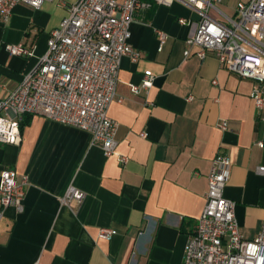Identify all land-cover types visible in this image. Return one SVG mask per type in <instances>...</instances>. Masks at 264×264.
<instances>
[{
  "label": "crops",
  "instance_id": "1",
  "mask_svg": "<svg viewBox=\"0 0 264 264\" xmlns=\"http://www.w3.org/2000/svg\"><path fill=\"white\" fill-rule=\"evenodd\" d=\"M58 1L18 4L8 20L0 14V99L47 52L51 32L68 14ZM143 1L150 7L136 13L130 38L139 59L123 57L109 108L120 155L106 156L90 132L40 114L24 117L20 144H0V176L11 168L19 182L29 179L23 210L8 207L0 224V264H182L221 154L232 160L224 195L236 202L240 232L249 240L260 233L264 107L251 97L256 81L230 71L212 52L199 57L187 44L200 12L182 1ZM210 14L225 20L216 10ZM183 17L191 24H180ZM158 31L166 34L163 43ZM9 43L34 53L10 55ZM146 74L153 75L152 86L133 92ZM70 185L85 192L82 203L62 205ZM104 227L116 234L99 238Z\"/></svg>",
  "mask_w": 264,
  "mask_h": 264
},
{
  "label": "built area",
  "instance_id": "2",
  "mask_svg": "<svg viewBox=\"0 0 264 264\" xmlns=\"http://www.w3.org/2000/svg\"><path fill=\"white\" fill-rule=\"evenodd\" d=\"M54 0H0V14L8 20L15 6L26 4L40 8ZM171 6L182 1L201 13L196 33L186 42L197 48L204 58L209 52L220 63L243 78L256 81L251 97L258 109L264 107V0H239L233 15L219 5L224 0H154ZM68 14L48 40L47 52L36 68L27 72L19 86L5 99H0V144H20L21 124L27 115L40 114L62 124L88 131L93 143L99 144L106 156L120 155L116 139L117 122L109 108L117 98L119 72L124 56L137 61L139 54L130 42L131 26L138 10L150 7L143 0H59ZM216 10L225 20L210 12ZM182 25L191 24L180 18ZM163 43L166 34L158 31ZM10 55L30 57L33 50L23 43L7 44ZM186 56L191 55L188 49ZM153 84V75L146 74L133 92ZM222 129L228 123L221 124ZM145 136V133L141 134ZM263 145L262 142L259 143ZM120 161L126 162L125 156ZM232 160L218 155L208 174L209 189L203 211L189 234L182 264H264V219L258 236L245 239L236 218V202L225 197ZM264 175V165L258 168ZM29 179L17 180L16 171L5 168L0 176V224L5 210L24 208ZM84 191L70 185L61 198L62 205L82 203ZM116 231L104 227L99 238L108 240ZM33 264H41L35 261Z\"/></svg>",
  "mask_w": 264,
  "mask_h": 264
},
{
  "label": "rangeland",
  "instance_id": "3",
  "mask_svg": "<svg viewBox=\"0 0 264 264\" xmlns=\"http://www.w3.org/2000/svg\"><path fill=\"white\" fill-rule=\"evenodd\" d=\"M238 1L239 0H224L223 3L221 4V7L226 12L232 13L235 10Z\"/></svg>",
  "mask_w": 264,
  "mask_h": 264
},
{
  "label": "trees",
  "instance_id": "4",
  "mask_svg": "<svg viewBox=\"0 0 264 264\" xmlns=\"http://www.w3.org/2000/svg\"><path fill=\"white\" fill-rule=\"evenodd\" d=\"M22 125V124H21Z\"/></svg>",
  "mask_w": 264,
  "mask_h": 264
}]
</instances>
